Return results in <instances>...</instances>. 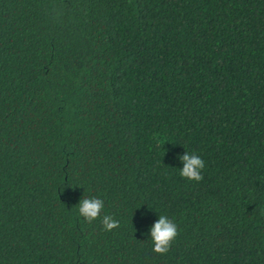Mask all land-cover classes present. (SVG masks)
Here are the masks:
<instances>
[{"label": "trees", "instance_id": "trees-1", "mask_svg": "<svg viewBox=\"0 0 264 264\" xmlns=\"http://www.w3.org/2000/svg\"><path fill=\"white\" fill-rule=\"evenodd\" d=\"M0 264H264V0H0Z\"/></svg>", "mask_w": 264, "mask_h": 264}, {"label": "clouds", "instance_id": "clouds-1", "mask_svg": "<svg viewBox=\"0 0 264 264\" xmlns=\"http://www.w3.org/2000/svg\"><path fill=\"white\" fill-rule=\"evenodd\" d=\"M160 143L164 145V141ZM183 167L179 171V175L189 181L199 183L203 180V170L205 161L201 156L194 152L186 151L185 154L179 157ZM104 210V201L98 196L83 197L78 204V211L81 217L91 223L97 219L101 220V225L105 231H112L119 227L120 222L112 215L105 214L101 217ZM180 235V230L174 220L169 219L167 215L161 214L158 220L150 228V237L153 246V251L159 255L167 254L173 242Z\"/></svg>", "mask_w": 264, "mask_h": 264}]
</instances>
